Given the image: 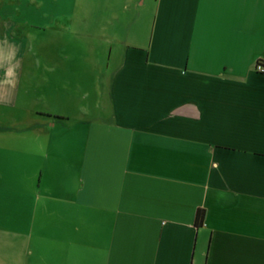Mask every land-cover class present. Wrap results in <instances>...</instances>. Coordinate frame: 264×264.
I'll return each instance as SVG.
<instances>
[{
    "label": "crops",
    "instance_id": "0c3cea01",
    "mask_svg": "<svg viewBox=\"0 0 264 264\" xmlns=\"http://www.w3.org/2000/svg\"><path fill=\"white\" fill-rule=\"evenodd\" d=\"M260 62L264 0H0V264H264Z\"/></svg>",
    "mask_w": 264,
    "mask_h": 264
},
{
    "label": "rangeland",
    "instance_id": "374dc122",
    "mask_svg": "<svg viewBox=\"0 0 264 264\" xmlns=\"http://www.w3.org/2000/svg\"><path fill=\"white\" fill-rule=\"evenodd\" d=\"M86 0H80V3H85ZM145 10V9H144ZM82 13V12H80ZM87 12H84L86 14ZM146 14V13H145ZM145 20L146 15L143 17ZM118 45V44H116ZM120 45V44H119ZM97 47H103V49L98 48L95 53H92L90 45L87 43L80 42L79 45L75 48V51L78 53V58L75 62V69L78 72L77 81L81 88H84L90 84H95L94 81L96 78H101L102 82L105 83V76H99L102 69L106 67V65L115 66L116 59H108V44H96ZM122 46V45H120ZM107 53V54H106ZM99 76V77H98ZM83 94H80V102H85V100H81ZM83 102V103H84ZM80 106H82L80 104ZM81 109V107H79Z\"/></svg>",
    "mask_w": 264,
    "mask_h": 264
},
{
    "label": "trees",
    "instance_id": "16d2710c",
    "mask_svg": "<svg viewBox=\"0 0 264 264\" xmlns=\"http://www.w3.org/2000/svg\"><path fill=\"white\" fill-rule=\"evenodd\" d=\"M197 219H198L199 223L203 222V220H204V212L203 211H199Z\"/></svg>",
    "mask_w": 264,
    "mask_h": 264
},
{
    "label": "built area",
    "instance_id": "2783aa9c",
    "mask_svg": "<svg viewBox=\"0 0 264 264\" xmlns=\"http://www.w3.org/2000/svg\"><path fill=\"white\" fill-rule=\"evenodd\" d=\"M257 70L259 72H263L264 73V64L262 62L258 63Z\"/></svg>",
    "mask_w": 264,
    "mask_h": 264
}]
</instances>
